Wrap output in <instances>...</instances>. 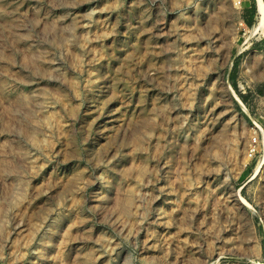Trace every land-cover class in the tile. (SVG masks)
Returning a JSON list of instances; mask_svg holds the SVG:
<instances>
[{"label":"rangeland","instance_id":"rangeland-1","mask_svg":"<svg viewBox=\"0 0 264 264\" xmlns=\"http://www.w3.org/2000/svg\"><path fill=\"white\" fill-rule=\"evenodd\" d=\"M257 1L0 0V264H264Z\"/></svg>","mask_w":264,"mask_h":264},{"label":"bare ground","instance_id":"bare-ground-1","mask_svg":"<svg viewBox=\"0 0 264 264\" xmlns=\"http://www.w3.org/2000/svg\"><path fill=\"white\" fill-rule=\"evenodd\" d=\"M258 2V11H259V14H260V16H261V20L262 21H264V4H263V0H258L257 1ZM259 20V19H258ZM262 21H261V23H262ZM264 25V24H263ZM257 26H259V24L257 25ZM256 26V27H257ZM260 27H262L261 26V24H260ZM264 27V26H263ZM253 31H254V29H253ZM255 31H256V29H255ZM254 34V33H253Z\"/></svg>","mask_w":264,"mask_h":264}]
</instances>
